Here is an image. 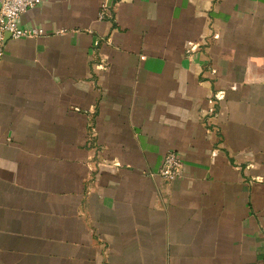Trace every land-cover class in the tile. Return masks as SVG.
<instances>
[{"label": "crops", "instance_id": "crops-1", "mask_svg": "<svg viewBox=\"0 0 264 264\" xmlns=\"http://www.w3.org/2000/svg\"><path fill=\"white\" fill-rule=\"evenodd\" d=\"M19 23L44 33L0 55V264H264V0Z\"/></svg>", "mask_w": 264, "mask_h": 264}, {"label": "built area", "instance_id": "built-area-1", "mask_svg": "<svg viewBox=\"0 0 264 264\" xmlns=\"http://www.w3.org/2000/svg\"><path fill=\"white\" fill-rule=\"evenodd\" d=\"M41 0H1L0 4V55L3 52V41L7 35L12 38L37 37L43 35V30L39 27H24L19 23L21 15L28 9L40 4ZM115 3L105 1L100 10V18L112 17L115 13ZM194 49V47H192ZM224 98V92L218 91L214 95V102ZM183 160L175 151H169L164 157L160 175L173 181L182 175Z\"/></svg>", "mask_w": 264, "mask_h": 264}]
</instances>
